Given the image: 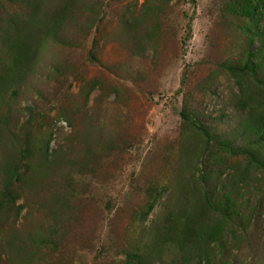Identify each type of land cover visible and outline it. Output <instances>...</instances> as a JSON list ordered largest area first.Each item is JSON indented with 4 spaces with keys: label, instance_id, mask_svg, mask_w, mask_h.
I'll return each mask as SVG.
<instances>
[{
    "label": "rangeland",
    "instance_id": "1",
    "mask_svg": "<svg viewBox=\"0 0 264 264\" xmlns=\"http://www.w3.org/2000/svg\"><path fill=\"white\" fill-rule=\"evenodd\" d=\"M230 2L0 0V264H264V170L216 141L249 134ZM223 191L237 221L171 242Z\"/></svg>",
    "mask_w": 264,
    "mask_h": 264
},
{
    "label": "trees",
    "instance_id": "2",
    "mask_svg": "<svg viewBox=\"0 0 264 264\" xmlns=\"http://www.w3.org/2000/svg\"><path fill=\"white\" fill-rule=\"evenodd\" d=\"M227 5L230 13L243 16L249 22L244 30L246 44L241 59L222 64L224 71L229 70L231 74L240 76L247 81L245 87H240L238 107L241 110H250V112H247V118L240 121L241 129L249 134L244 139L243 145L237 148L221 136L216 138V141L223 151L244 155L249 163L264 170V25L262 24L264 0H231ZM0 39L2 44H7L8 40L5 37L1 36ZM12 48L8 45V50L13 51ZM15 62L20 63L21 59L15 60ZM238 84L241 86L240 81H238ZM183 117L185 122L204 135L207 143L215 139L210 135L207 128L201 123H197L195 119L191 118L190 114L183 113ZM19 167L15 163L9 164L6 160L2 162L0 171L5 175V195H7L13 176H17ZM204 197L205 205L209 211L217 216L216 221L208 229H202V227H195L191 223V216L187 224L182 227V231L179 229L180 236H169L175 238L171 239V242L182 241L184 246L183 240L192 238V244L196 248L200 245L196 239L199 238L204 243L208 239L213 242L217 233L224 230L233 220L237 221L240 218L241 214L237 212L234 205H231L230 192L223 191L220 196L215 194L213 199L207 194ZM242 221L244 222V218L240 219L238 223L241 224ZM195 264H210V261L206 256V258L197 259Z\"/></svg>",
    "mask_w": 264,
    "mask_h": 264
}]
</instances>
